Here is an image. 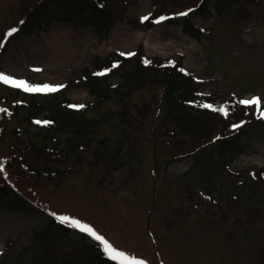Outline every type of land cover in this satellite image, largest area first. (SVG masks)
I'll use <instances>...</instances> for the list:
<instances>
[{
    "label": "rangeland",
    "instance_id": "374dc122",
    "mask_svg": "<svg viewBox=\"0 0 264 264\" xmlns=\"http://www.w3.org/2000/svg\"><path fill=\"white\" fill-rule=\"evenodd\" d=\"M102 2L103 11L96 0H0V73L64 85L25 92L0 81V109L45 108L0 111V186L15 189L0 199V264H100L102 245L52 213L147 264H264L256 106L222 150L231 124L188 129L196 123L179 118L184 103L166 97L174 78L156 63L138 72L146 57L179 61L189 77L172 90L195 84L225 103L260 97L264 109V0ZM11 28L19 32L6 37Z\"/></svg>",
    "mask_w": 264,
    "mask_h": 264
},
{
    "label": "trees",
    "instance_id": "16d2710c",
    "mask_svg": "<svg viewBox=\"0 0 264 264\" xmlns=\"http://www.w3.org/2000/svg\"><path fill=\"white\" fill-rule=\"evenodd\" d=\"M92 1V0H91ZM91 5V4H88ZM95 5V4H94ZM104 7V6H103ZM103 7H100L98 9L102 10L104 9ZM91 9V8H90ZM98 9H92L91 12H97ZM103 11V10H102ZM105 11V10H104ZM99 14V13H98ZM104 14V12H101L99 15ZM121 59H126V58H121ZM145 61H149V63H147L146 67H140V70H138L139 74L142 76V71L141 69L144 70H148V68L150 67V65H154V63H156L157 65H159L158 69H161L162 71H164L166 73V75L169 77L174 78L173 82L170 81L169 86H168V93H166V97L167 100H176L178 103L182 104L181 102L184 103L183 107L185 110H183V114L179 115V118L185 122H193L196 123V127L194 128H188L192 131H196L198 133H202L203 130H206L209 127V123L214 120V119H219L221 118L222 120H224L225 122H228V124H231V128L232 130H234L233 132H235L234 134H230L227 135L225 138L223 137V135L219 138L222 139L220 145L222 150L227 148V145L233 141H238L240 139V136H242V134L245 133V130L247 129V127L249 126L248 123L251 122V119L247 120V110L249 111V109L239 103L240 100L237 101H229L227 103L222 102L220 100H218L217 96L215 94H206L204 93L201 88H199L197 85H185L183 87H178L175 90H172L174 87V84L177 83V81H179L178 83L180 84L181 82L183 83V81L189 77L188 74H186L182 69H181V65L182 62H175L173 63L170 59H159L156 60L154 58H146ZM140 62H142V60H140ZM95 69H98L95 67ZM141 71V72H140ZM96 72V71H94ZM144 74V73H143ZM195 82V80H193ZM89 87L91 88L90 90L93 92L94 95L97 96V100H104L105 99V95L104 94V90H102V88H98L97 84L93 81H91L89 83ZM117 86H115L114 88H116ZM68 102L67 104L69 105V107L71 106V102L70 100L66 101ZM37 101L34 102V105L32 104V106H30L31 104L29 103H25V104H18L16 103L14 106V110L10 109V113L14 114L17 111V108L22 107V105L26 106L29 110H30V114L32 115L34 112L37 111L36 114H38L40 111H43L42 109H45L42 106H38L37 105ZM203 104H210L212 105V108H204L201 107V105ZM220 107H225L228 110V114L224 115L222 112L216 111L215 109L220 108ZM42 108V109H41ZM34 109H37L36 111H34ZM5 111H8L7 108H4ZM71 110H69L68 112L65 113V115L69 118L71 117ZM191 113H198L200 114L198 116V119L195 121V118H193V116H191ZM3 115L5 113H2ZM245 114V115H244ZM244 115V116H243ZM38 116H32V119L37 118ZM177 118V117H176ZM246 118V119H245ZM178 119V118H177ZM179 120V123H181L182 127L181 129L185 130V125L183 124V121ZM56 121H54L55 123ZM234 125H240L238 128H234ZM247 125V127H246ZM15 189L11 188V187H3L0 186V199H2L6 194H9V192L14 191ZM100 264H115V262H113L109 257H107L104 254H101L100 256Z\"/></svg>",
    "mask_w": 264,
    "mask_h": 264
},
{
    "label": "snow or ice",
    "instance_id": "6c2138e0",
    "mask_svg": "<svg viewBox=\"0 0 264 264\" xmlns=\"http://www.w3.org/2000/svg\"><path fill=\"white\" fill-rule=\"evenodd\" d=\"M188 11H192V9H189ZM188 11L184 13H179L178 15H187ZM143 20H147L148 17H143ZM161 20L167 19V17H161ZM23 23V21H21ZM18 31L17 28H11L7 31L5 34L6 37H11L14 33ZM121 55H134L133 53H121ZM145 63H149V61H145ZM117 64H113V67H117ZM108 71H111V69H106L104 72L96 73V75H105ZM0 81H2L4 84H11L13 87L21 88L25 92H56L60 88H63L64 85H50V84H44V85H31L28 81L25 80H18L14 77L8 76L6 74L0 73ZM239 103L243 105H254L256 106V111L259 113L258 118L264 119V109L261 108L262 100L260 97H253L252 99H245L241 100ZM70 107L74 108H83L84 105H71ZM201 107L204 108H212V105L210 104H203ZM216 111L222 112L224 115L228 114V110L225 107H220L215 109ZM0 111H5L4 109H0ZM37 124L40 123H49L47 121H36ZM240 125H234V128H238ZM4 171L3 164L0 163V172ZM52 215L61 223L64 225H67L73 229L79 230L81 232L87 233L89 236L94 238L97 242H99L102 247L103 251L106 253V255L113 261L115 264H147L146 261L139 259L135 257L134 255H130L128 253H125L121 250L116 249L113 245L110 244L102 235H100L92 226L88 225L85 222L80 221L77 218L68 216V215H62L57 213H52Z\"/></svg>",
    "mask_w": 264,
    "mask_h": 264
}]
</instances>
